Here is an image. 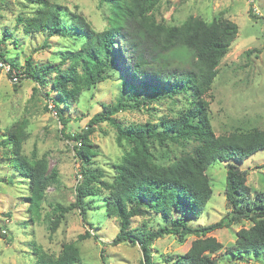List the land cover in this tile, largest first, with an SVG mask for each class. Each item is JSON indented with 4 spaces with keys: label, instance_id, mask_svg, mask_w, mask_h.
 <instances>
[{
    "label": "trees",
    "instance_id": "1",
    "mask_svg": "<svg viewBox=\"0 0 264 264\" xmlns=\"http://www.w3.org/2000/svg\"><path fill=\"white\" fill-rule=\"evenodd\" d=\"M31 1L36 3L34 13L24 19L17 17L16 24H21L25 33H44V47L49 48V39L54 37L74 44L76 41V47L62 52L55 65L38 67L29 56L20 65L8 51L3 54L1 50L0 59L20 79H31L42 87L49 82L52 95L48 90L45 94L52 96V109L62 129L70 120L64 115V109L108 78L116 59L125 61L124 73L138 81L136 85L121 83L113 105L100 103L101 111L90 118L87 128L68 133L69 138L80 140V146L74 148L81 159L82 179L75 185L72 205H52L54 217L50 232H54L71 208L86 214L93 206V210L101 208L108 217L117 220L114 244L129 241L140 245L144 264H153L150 250L154 239L173 235L183 241L189 234L197 238L171 264H217L213 254L223 245L206 233L248 220L250 226L235 232V240L225 247V252L238 260L245 256H264V191L252 192L246 184L247 171L238 166L243 158L264 150V129L251 127L216 135L209 117V102L205 99L217 66L236 37L237 25L229 19L207 21L191 15L179 25H168L157 22L152 15L160 0H100L106 9L108 26L94 31L80 14L47 0ZM248 14L258 18L251 9ZM6 38L7 34L1 40ZM175 48H184L191 54L189 68L168 64L167 53ZM51 72L53 76L47 81L46 76ZM7 74L10 76V72ZM178 97L183 99V106L171 116L160 117L158 124L123 123L114 117L119 111L140 109L148 101H175ZM104 121L114 127L116 143L127 146L111 178L91 166L94 152L88 143L92 125ZM24 138L23 122H19L7 131L0 144L7 147L8 162L20 181L27 183L28 209L37 219L46 189L58 181V175L55 169L48 168L44 158L30 159L21 153ZM153 142L189 145V150L168 164H159L151 151ZM216 160L226 166L227 211L216 223L194 227L190 219L201 216L211 197L212 185L206 169ZM134 217L144 218L143 225L132 226ZM151 222L156 226L152 227ZM87 223L95 227L97 222ZM34 249L35 264H79L81 260L78 247L72 243L63 244L56 256L41 247Z\"/></svg>",
    "mask_w": 264,
    "mask_h": 264
},
{
    "label": "rangeland",
    "instance_id": "2",
    "mask_svg": "<svg viewBox=\"0 0 264 264\" xmlns=\"http://www.w3.org/2000/svg\"><path fill=\"white\" fill-rule=\"evenodd\" d=\"M47 1L82 15L94 31H102L108 26L106 9L100 0ZM35 9L36 3L31 0H4L0 4V50L2 53L8 51L7 54H11L20 65L28 56L38 67L55 65L59 63L61 53L76 47L77 42L74 44L71 40L54 37L49 39L51 45L48 48L42 46L44 33H25L22 25L16 24V18H28ZM249 9L257 19L249 16ZM152 15L157 22L168 25H179L190 15L207 21L229 19L237 25L236 37L220 60L210 89L205 94L211 126L216 135L251 127L264 129V0H160ZM5 34L7 38L3 41ZM251 49L254 51L246 54ZM167 55L170 66L190 67L191 54L186 49L175 48ZM124 65L125 61L116 59L115 68L109 72L108 78L64 109V115L70 119L65 129L61 128L56 113L48 106L49 103L53 105L52 96L45 94L48 90L52 95L49 82L42 87L23 77L14 83L6 72L0 70V143L11 127L23 122L25 138L21 143V153L30 159L44 158L48 168L55 169L58 175V181L47 187L40 216L35 219L28 209L27 183L20 181L8 162L7 147L0 144V217L8 220L5 237L0 235V264H35L36 246L56 256L66 243L78 247L79 264H144L139 244L129 241L113 243L118 233V222L103 213L101 208L93 210L92 206L86 214L71 208L54 232H50L54 217L52 205H72L75 185L82 179L81 159L74 148L80 146V140L69 138L68 133L87 128L90 118L101 111L100 103L113 105L119 96L121 83H138L124 73ZM50 76L53 72L47 74V81ZM174 100L148 101L141 104L140 109L119 111L114 117L123 123L149 121L158 124L160 117L171 116L183 106V99L178 97ZM92 128L88 135L89 148L94 152L91 166L111 178L114 166L127 146L116 143L115 129L107 121L94 124ZM188 147L153 142L151 151L157 163L168 164ZM238 166L247 171L246 184L252 192L264 191V150L243 158ZM206 174L211 181L212 193L201 216L190 219L189 223L194 227L216 223L227 211L225 163L216 160L207 167ZM89 220L97 222L95 227L88 225ZM132 220L131 225L137 227L145 221L142 217ZM151 226L155 227L156 223L151 222ZM249 226L250 222L246 220L206 233L223 245L213 254L217 264H264V256H245L238 260L225 252V247L234 242L235 232ZM196 238V235L189 234L183 241L173 235L154 239L150 250L153 264L173 263L175 256L183 254Z\"/></svg>",
    "mask_w": 264,
    "mask_h": 264
},
{
    "label": "built area",
    "instance_id": "3",
    "mask_svg": "<svg viewBox=\"0 0 264 264\" xmlns=\"http://www.w3.org/2000/svg\"><path fill=\"white\" fill-rule=\"evenodd\" d=\"M0 70L1 71H4L6 73L10 72V79L12 80V82L15 83V82L18 81V79H19L18 73L16 71H14V70H11L10 69V65L7 62H5V61H3L1 59H0ZM48 106L50 108L53 107V105L51 103H49ZM52 111L55 114V111L53 109H52ZM7 221L8 220H7L6 217H0V233L1 234H5L6 233L5 223Z\"/></svg>",
    "mask_w": 264,
    "mask_h": 264
}]
</instances>
